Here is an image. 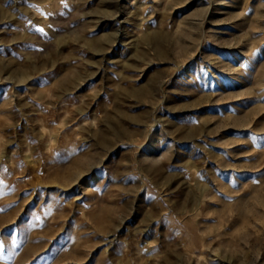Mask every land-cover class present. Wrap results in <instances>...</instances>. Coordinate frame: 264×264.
<instances>
[{"label":"rangeland","instance_id":"rangeland-1","mask_svg":"<svg viewBox=\"0 0 264 264\" xmlns=\"http://www.w3.org/2000/svg\"><path fill=\"white\" fill-rule=\"evenodd\" d=\"M0 264H264V0H0Z\"/></svg>","mask_w":264,"mask_h":264}]
</instances>
